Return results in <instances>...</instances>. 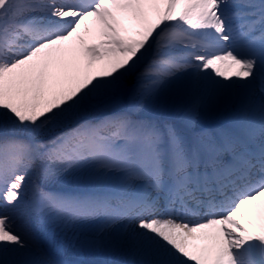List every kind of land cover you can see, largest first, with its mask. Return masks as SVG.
I'll use <instances>...</instances> for the list:
<instances>
[{
	"label": "snow or ice",
	"instance_id": "snow-or-ice-1",
	"mask_svg": "<svg viewBox=\"0 0 264 264\" xmlns=\"http://www.w3.org/2000/svg\"><path fill=\"white\" fill-rule=\"evenodd\" d=\"M0 264H264V0H0Z\"/></svg>",
	"mask_w": 264,
	"mask_h": 264
},
{
	"label": "rangeland",
	"instance_id": "rangeland-1",
	"mask_svg": "<svg viewBox=\"0 0 264 264\" xmlns=\"http://www.w3.org/2000/svg\"><path fill=\"white\" fill-rule=\"evenodd\" d=\"M68 185L66 184H61V183H58V182H52L49 187L52 189V190H58L60 188H65L67 187ZM65 259H69V260H73V259H77L78 257H75L71 254H69L68 256L64 257ZM103 257H87V259H102ZM108 259H113V258H116V259H119L120 257H112V256H109L107 257Z\"/></svg>",
	"mask_w": 264,
	"mask_h": 264
},
{
	"label": "bare ground",
	"instance_id": "bare-ground-1",
	"mask_svg": "<svg viewBox=\"0 0 264 264\" xmlns=\"http://www.w3.org/2000/svg\"><path fill=\"white\" fill-rule=\"evenodd\" d=\"M98 40H99L98 36H93V37L89 38L88 42L89 43H96V42H98Z\"/></svg>",
	"mask_w": 264,
	"mask_h": 264
}]
</instances>
